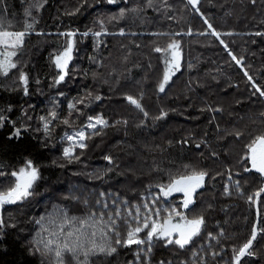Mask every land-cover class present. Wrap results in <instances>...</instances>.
<instances>
[{"label":"trees","instance_id":"1","mask_svg":"<svg viewBox=\"0 0 264 264\" xmlns=\"http://www.w3.org/2000/svg\"><path fill=\"white\" fill-rule=\"evenodd\" d=\"M5 2L7 11L0 13V18L7 17L11 22L9 30H24L25 21L31 22L33 17L38 22L34 24L31 35L25 37L23 48L14 58L18 62L17 68L12 69L8 76L0 75V116L5 117L3 127H0V170L9 173L0 176V188H6L14 181L11 171L22 166L27 159L39 167L41 179L35 186L34 195L6 207L2 212L5 227L3 239L0 240V264H42L38 254H28L31 242L40 230L35 221L58 214V208L71 216H80L77 212L86 210L80 200L74 199L78 193L70 191L69 187L80 190L81 180L76 179L80 174L78 168L86 169L92 164V158L109 153L120 164H130V168L140 165L133 169L139 171L144 168L145 162L140 153L146 148L157 152L164 150L168 159L177 161L175 166L190 163V160H196L202 168L212 164L217 169L216 176L213 174L205 181L209 194L215 195L211 211H208L209 228L221 232L226 230L222 238L229 240V247L239 250L251 238L253 227L259 219L258 238L250 249L255 255L243 257L241 264H264V232L261 231L264 229V192L255 197L254 200L258 202L245 211L241 201L223 199L220 192L224 176L227 172L231 174L237 171L240 157L242 162V156L247 154V139L251 134L242 132L256 126L259 133L264 132V97L255 92L244 75L246 71L256 86L264 90V36L254 35L264 32V0H256L255 4L251 0H200L197 5L199 13L187 0H167L170 7H161L163 0H154L158 10L145 8L146 0H118L113 5L107 4L106 0H87L83 7H80L82 0H46L39 10L31 6L40 0H0V4ZM137 6L143 9L138 14L127 11L123 18L119 17L120 8ZM78 7L79 11H76ZM29 10L31 16L26 15ZM205 18L218 32L233 33L231 36H221L228 45L227 49L215 36L200 34L210 33L204 23ZM99 19L104 21L108 31H114L104 35L106 44L91 41V33L99 25ZM121 28L125 32L123 36L119 35L120 31H115ZM69 31L77 33L73 60L68 66L65 81L57 84L55 81L60 70L55 65V56L68 42L67 37L59 34ZM84 31H89L87 37H81L80 33ZM152 33L169 35L153 36ZM174 33L180 35H172ZM83 39L87 41L84 43ZM173 40L181 45V67L171 78L165 92L160 93L158 85L166 65L164 54L154 49L157 46L166 48ZM229 51L241 59L240 64L232 59ZM119 63L122 64L116 66ZM242 67H245V71H242ZM114 69L125 71L119 76L120 72ZM21 70L29 78L27 95L19 79ZM78 72L85 74L100 92L102 102L95 100L99 95L95 94L92 98L95 105L104 108L105 117L111 120L116 118L118 124L112 132L108 131L113 139H107V135L106 139L95 136L89 139L85 150L77 152L82 153L79 160L71 163L67 160L65 163L61 158L62 124L54 121L51 131L46 133L40 117H48L53 101L59 103L57 91L65 92L64 88L70 86V83L65 85L68 79ZM84 90L92 89L86 85ZM127 96L137 99L150 116L145 119L143 113L127 100ZM226 105L227 110L232 108L234 113L223 115L222 108ZM217 108L221 111H213ZM162 110L168 113L167 117L156 120V115ZM118 114H122V122ZM147 121L157 125V131L145 129ZM15 127L21 129V137L9 139ZM236 133H240L239 137ZM98 143L97 149H93ZM117 143L126 146L120 147ZM160 146L163 148L157 149ZM101 147L103 151L99 150ZM92 149L98 152L94 153ZM150 169V175L147 171L148 174L138 179L139 186L167 181L168 169ZM253 175H250L255 178L251 185L259 186L260 175ZM107 177V181H102L103 178L99 180L100 185L110 187L115 184L127 188L133 183L132 180L127 183L126 178L116 170L107 171L104 178ZM261 179L260 185L264 188V178ZM47 191L57 197L42 204L41 198L46 196ZM68 192L72 195L66 197ZM204 192H207L206 189ZM136 248L118 247L117 253L112 256L98 254L90 259L93 264H134L137 260ZM208 248L212 250V245ZM230 253L232 261L233 251ZM169 255L173 256L161 248L153 253L151 264L171 260ZM47 259H44V264H47ZM199 259H206L207 264H217L210 253Z\"/></svg>","mask_w":264,"mask_h":264},{"label":"snow or ice","instance_id":"2","mask_svg":"<svg viewBox=\"0 0 264 264\" xmlns=\"http://www.w3.org/2000/svg\"><path fill=\"white\" fill-rule=\"evenodd\" d=\"M118 0H106L109 5L116 4ZM253 4L256 0H251ZM46 0H40L39 3L32 5L36 10L43 7ZM87 3V0H82L80 7H83ZM187 3L191 5L196 12H200L199 5L200 0H187ZM7 3L0 4V13L7 11ZM145 8L151 7L153 10H158L154 4V0H146ZM161 7H170L167 0H163ZM139 6L131 9L120 8L119 17L123 18L127 11L133 13H139L142 11ZM79 11V7L76 9ZM72 14V13H69ZM26 15L31 16L29 10ZM203 16V13H200ZM38 21L33 17L31 22L25 21L24 30L14 31L9 30L12 27L11 22L7 17L0 18V75L8 76L12 69L17 68V61L14 59L18 55V50L22 49L25 43V37L31 35L34 24ZM97 23L100 26L101 31H94L91 33L93 37H100L102 35L109 34L105 27L104 21L99 19ZM204 23L207 24L210 33H200L201 35L211 34L224 45L225 49L228 45L221 39V36H231L232 32H218L211 23L205 18ZM43 35V33H37ZM114 34V33H113ZM125 34L124 29L121 28L119 35ZM191 35V31L188 32ZM59 35L67 37L68 42L59 55L55 56V65L60 70L56 83L64 81L68 75V66L73 60V51L75 48V37L77 33L75 31L62 32ZM81 37H87L89 31L80 33ZM135 35V33H133ZM153 36L169 35L168 33H152ZM172 35H180V33H174ZM252 35V33H249ZM256 36H264V32L254 33ZM181 45L179 41L173 40L167 45L166 48L159 46L155 47L154 51L164 54V62L166 70L163 74L162 81L158 85L160 93L165 92V88L181 67ZM229 55L236 61L237 64L241 63V59H237L235 55H232L229 51ZM102 66V62H101ZM245 76L249 81H252V86L255 92L259 93L260 97H264V90L256 86L255 81L245 71ZM19 79L23 83L24 94H28L29 78L22 70L19 72ZM39 83V81H37ZM63 95V93H60ZM127 100L139 109L145 119H147L149 113L145 111L141 103L134 99L132 96H127ZM102 99L99 95L95 97V100ZM83 103L81 99L77 101ZM68 108L70 110H77L75 103H69ZM213 111H221V109H213ZM71 115V112L69 113ZM168 113L161 111V113L155 117L156 120L167 117ZM57 116L56 111H51L46 116H41L40 120L43 121V129L47 133L52 127L51 120H55ZM5 117L0 116V127H3V121ZM87 124L85 128L93 129L92 133H86L84 128L75 131L72 134H65L66 141L70 142L69 147L63 148V156L71 163L75 160H79V155L76 154L75 149H86L88 147L86 141L87 136L99 134L104 127L109 126L108 122L103 117H87ZM63 123L68 124V119H64ZM126 123V121H125ZM239 137L240 133H236ZM19 139L21 137V129L14 128L12 137ZM200 147L199 144L196 145ZM82 154V153H81ZM212 155H215L213 153ZM104 159L112 163V157L110 155L105 156ZM244 159L249 161L251 167H246V172H252L253 170L264 178V134L257 135L248 145L247 154ZM112 169H107L111 171ZM8 172L0 170V176H7ZM14 181L6 188H0V211H2L6 205H15L17 203L25 201L27 198L34 195L35 186L37 181L41 179L40 169L33 163L31 159H27L22 166L16 170H12L10 173ZM167 181L161 182L156 185H149L148 195L142 198L143 203L134 206L130 205L128 200H121L116 194L111 193H99V198L95 202V208L89 206L87 199L83 201L87 208V214L84 216H71L67 211H61L54 216L40 217L35 221L40 226V230L36 232L28 249L29 255H39L44 264V259L47 257V264H93L91 257L98 254L105 256H112L117 253L118 247H132L137 246L135 250V256L137 261H141V253L147 260L144 264H150V254L154 247V240H163L166 244H174L179 246L180 249H185L186 246L192 244L195 237L200 236L204 229L205 218L200 212L199 207H191V210L186 215L185 212L179 209L189 210L190 206L196 205V198L198 190L204 188L205 181L209 177V173L204 169H197L190 165H185L183 169L168 170L166 172ZM97 178L102 179L103 175H99ZM215 177H212L214 179ZM231 179V177H229ZM155 187L158 192H152L151 189ZM236 190L240 192L239 181L236 182ZM225 192H229L226 187ZM264 192V188H261L255 193V197L258 198ZM182 194V200L179 204L171 201V197L174 194ZM243 194V193H241ZM248 200L253 203H257L252 196L248 197ZM110 201V203H109ZM150 201V202H149ZM166 205V206H165ZM167 215L161 218V214ZM259 208L257 209V216L259 217ZM155 217V218H154ZM178 218V219H177ZM15 227V224L11 225ZM4 219L0 215V240L4 236ZM125 229V234L121 235V228ZM264 232V229H261ZM141 233L144 236L141 237ZM223 235V233H221ZM209 240L217 239L213 237L211 233H207ZM257 238V230L253 227L251 238L243 244L239 250L233 248V264H241V259L245 256L255 255L252 249L253 241ZM217 242H219L217 240ZM203 249V245L200 246ZM199 249L192 252L191 261H185L183 264H207L206 259L199 258ZM212 256L215 257L217 253L213 251ZM160 264H164L163 261ZM170 264V262H169Z\"/></svg>","mask_w":264,"mask_h":264},{"label":"rangeland","instance_id":"3","mask_svg":"<svg viewBox=\"0 0 264 264\" xmlns=\"http://www.w3.org/2000/svg\"><path fill=\"white\" fill-rule=\"evenodd\" d=\"M105 27H106L108 33L114 32V31H110V30L108 31V27L106 24H105ZM94 31H101L100 26L97 25V27L94 28ZM115 31L118 32L120 30L116 29ZM86 41H87V39H83L84 43ZM91 41H92V43H96L98 41L99 44H106L107 38L104 35H102L100 37H93V39ZM120 64H122V63H119L116 66H118ZM100 67H102V66H100ZM241 69H242V71H245V67H242ZM114 70L116 72H120L119 76H122L123 72L125 71V69H123V70L114 69ZM87 73H88V75H90L89 72H87ZM65 79H66V77H65ZM65 79H64V81H65ZM249 82H251V84H252V81H249ZM68 83H70L69 84L70 86H69V88H64V89H66L65 92H62V91L58 92L57 91L56 95L58 97L57 101L59 103L53 101L52 105L50 106V112L54 110L57 113L56 119L52 120L53 122L52 121L50 122L51 125L53 126L54 121H58L60 124H62L61 125V132H60V135H61L60 136V142L63 145L62 151H63V148L70 146V142L66 141V139H65L66 133L70 135V134L74 133L75 131L80 130L81 128H84L86 133H92L93 132V129L85 128V125L88 122V120H87L88 116L103 117V119L108 122L109 126L104 127L102 129V131L99 132V134L87 136L86 141H85L87 144L89 143V139H91L95 136L99 137V139L100 138L106 139V135H107V139H113V136L108 135V131H109V133L112 132L111 130H113L114 129L113 127L115 125H117L118 123L116 122V118L114 119L115 121L113 119L111 120V118H106L105 117L106 113L104 112V108L100 107L99 105H95V102L92 100V98L94 97L95 94H99V96L101 97V94L97 89H95L92 82H90L89 79L87 77H85V74L78 72L77 74L70 77L65 85H67ZM169 83H170V81H169ZM42 85L47 86L44 84H42ZM86 85L91 87L92 90L91 91H85L84 87H86ZM167 87H168V85L166 86V88ZM60 93H63V95H60ZM81 99L84 102L78 103L77 101H79ZM99 102L101 103L102 99H100ZM69 103H75L77 110H70L68 108ZM222 110H223L222 111L223 115L226 113L232 114L235 111L232 108H228V110H227V105L224 108H222ZM70 112H71V115H69ZM152 113L155 116V112L152 111ZM239 113H241V112H239ZM159 114L160 113H158L156 116H158ZM118 116L120 117L119 119L122 122V120H123L122 114H118ZM64 119H68V124L63 123ZM51 128L48 132L51 131ZM144 128L148 129L149 131H157V128H159V127L157 125H153L151 121H147ZM148 130H146V131L149 132ZM258 131H259V128H258V126H256L255 128H253L252 130H250L248 132L247 131L242 132V134H246V133L251 134V136L247 139V144H249L257 135L264 134V132L259 133ZM195 138H196V136H195ZM99 139L97 141H99ZM126 139L129 140V136H127ZM165 143H167V142H165ZM98 145H99V143L95 147H93V149L96 150ZM117 145L120 147L126 146L123 143H117ZM161 148H163V147L160 146L157 149L160 150ZM93 149L91 150L92 152H94V153L98 152V151H94ZM83 150H85V149H80V148L75 149V152L77 155H79V158L81 157L82 154L77 153V152H79V151L81 152ZM99 150L103 151L104 149L101 147V148H99ZM131 154H133V152H131ZM140 154H141V156H144L145 162H144V168L140 169L139 171H134V170L139 168L140 165H136L135 167L130 168V166H131L130 164H128V163L120 164L114 158H112V163L108 165L107 163H109V161L104 159V157L110 155L109 153L103 154V156H100V157L92 158L93 159L92 164L90 166L86 167V169L78 168L80 174L76 179L81 180L80 181V190L81 191L78 189V187L69 186L70 191L78 193L77 197H79V198L76 197L74 199L78 200V201L80 200L82 204H84L83 201L85 199H87L89 202V206L95 208V202L99 198V193L104 192V193L116 194L121 200H128L130 205L133 206V212H134V206L137 204H142L143 203L142 198L144 196L148 195V187H149V186L142 187L143 185L139 186V183L137 181H139L138 179L143 174L147 173V171L150 175L151 174L150 168L157 169V170H165V169L176 170V167H177V169L182 170L185 165H190V166L195 167L197 169L207 170L209 173V177L213 174L216 176L217 169H215V167L212 164L208 165L209 167L202 168L198 165L196 160H192V162L190 160V163H186V162L179 163L175 166V163H177V161H172V160L168 159L164 154V150H162V149L159 152H157L152 148L151 149L146 148V150H143ZM215 154L218 155L217 153H215ZM164 157H166L167 159H165ZM242 157H243L242 162H241V157H240V167L237 169V171L232 172L231 174L229 172H227L226 176H224V185H223L222 189L220 190V192H221V197L223 199H234V200L241 201L243 203L244 211H245L246 209L250 210V207L252 206L253 202H250L248 200V197L252 196L253 199H255V193L261 189L260 182L262 181V179L260 180V177L258 179V181H260L259 186L258 185L257 186L251 185V183L254 182L255 178L253 179V177L250 175L254 174L253 176H255V175L258 176V173H256L254 170L252 172H246L244 169L246 167L250 168L251 164L249 161L244 159V155ZM61 158L64 160L65 163L68 160L67 158H65L63 156V154H62ZM61 158L57 159L58 162L61 161ZM75 161H77V160H75ZM139 162L141 163L140 157H139ZM109 167H110V169H112L111 171L116 170L119 174L124 176L127 180V183L130 180H132L133 183L129 184V187H127V188L125 186L119 187V185H115V184L110 185V187H104V186L100 185L99 180H101V179L97 178V177L99 175H103L102 181H107L108 177L107 178H104V177L106 176L107 169H109ZM229 177H231V179H229ZM73 181H75V180H73ZM237 181H239V184H240V190H241L240 192H238L236 190V182ZM38 182L39 181H37V183ZM205 187H206V185L204 186V188L198 190L197 198H196V205L190 206L189 210L179 209L180 211L185 212V214L187 215L188 212L191 210V207H199L200 212L204 215V218H205L204 229L201 232L200 236L195 237L192 244L186 246L188 248H187V251L185 252V254H184L185 249H180L179 246H177V245L166 244L163 240H158V241L154 240V247H153L152 252L150 254V264H151V259L153 257V253L155 251H159L161 248H163V249H165V250H167L173 254V256L169 255L171 260H161L164 262V264H169V262H170V264H183V262H185V261H191L192 252H195L198 249L200 250L199 251V257L205 258V257H207V253L211 254L213 251H215L217 253V255L215 256L216 259L214 261H216L217 264H233V260L231 261V253H230V251H232L233 248L229 247V245H228L229 240L224 241V238H222L223 236H225V232H227V231L226 230L223 232L213 231L211 228H209L210 226H209V222L207 220L208 211H211V202L213 200L212 198L215 195H210L208 188H205ZM226 187L229 189V192L231 194H229L228 192H225ZM204 189H206L207 192L203 193ZM151 191L152 192H158V189L153 187L151 189ZM47 192L48 193L46 194V196L44 198H41L42 204H44L45 202H48L50 200H53L57 197L54 194L52 195L51 192H49V191H47ZM241 193H243V194H241ZM68 195L71 196L72 193L68 192V194H65L66 197H69ZM182 198H183L182 194L176 193L170 199L172 202L179 204L180 201L182 200ZM109 203H110V201H109ZM8 206H13V205H6L5 208ZM84 206H85V204H84ZM58 209H59L58 210L59 213L61 211H64V209H62V208H58ZM3 210L0 211V215H2ZM77 214H79L80 216L86 215L87 214V208L85 211H83L81 209V211L77 212ZM166 215H167L166 213H162L161 218H163ZM207 233H211L212 236L216 237L217 239L209 240L207 237ZM221 233H223V235H221ZM124 234H125V229L122 227L121 228V235L123 236ZM140 235L142 237V235H144V233H141ZM217 240L219 242H217ZM201 245H203V249L200 248ZM211 245H212V250L208 248V246H211ZM133 246H135V245H133ZM203 254H206V256H203ZM177 255L179 257H177ZM146 260H147V258L144 256V253L142 252L141 253V261L136 260V262L134 264H144V262ZM161 261L157 262V264H160Z\"/></svg>","mask_w":264,"mask_h":264},{"label":"water","instance_id":"4","mask_svg":"<svg viewBox=\"0 0 264 264\" xmlns=\"http://www.w3.org/2000/svg\"><path fill=\"white\" fill-rule=\"evenodd\" d=\"M134 106V105H133ZM134 108L135 109H137L135 106H134ZM137 110H139V109H137ZM140 111V110H139ZM259 224H260V220L258 219V221H257V223H256V225H255V228H256V230H257V238H258V229H259ZM257 238H256V240H257ZM255 240V241H256ZM254 242V241H253Z\"/></svg>","mask_w":264,"mask_h":264}]
</instances>
